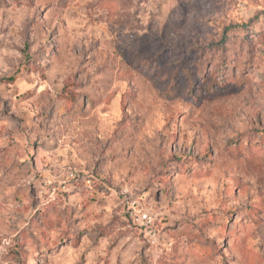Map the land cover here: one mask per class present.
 Returning <instances> with one entry per match:
<instances>
[{
    "label": "rangeland",
    "instance_id": "374dc122",
    "mask_svg": "<svg viewBox=\"0 0 264 264\" xmlns=\"http://www.w3.org/2000/svg\"><path fill=\"white\" fill-rule=\"evenodd\" d=\"M0 264H264V0H0Z\"/></svg>",
    "mask_w": 264,
    "mask_h": 264
},
{
    "label": "built area",
    "instance_id": "2783aa9c",
    "mask_svg": "<svg viewBox=\"0 0 264 264\" xmlns=\"http://www.w3.org/2000/svg\"><path fill=\"white\" fill-rule=\"evenodd\" d=\"M143 216H144V218L146 217V215H145V214H144Z\"/></svg>",
    "mask_w": 264,
    "mask_h": 264
}]
</instances>
